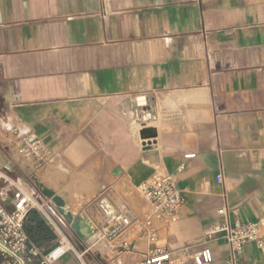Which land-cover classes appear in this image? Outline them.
I'll list each match as a JSON object with an SVG mask.
<instances>
[{
    "label": "crops",
    "instance_id": "1",
    "mask_svg": "<svg viewBox=\"0 0 264 264\" xmlns=\"http://www.w3.org/2000/svg\"><path fill=\"white\" fill-rule=\"evenodd\" d=\"M12 129L43 141L42 170L2 143ZM0 169L37 189L62 231L35 181L89 226L101 196L131 211L138 222L117 241L130 248L109 249L107 264L153 250L192 264L204 248L222 264L228 246L208 229L264 220V0H0ZM154 174L173 177L180 206L175 221L153 222L150 245L139 221ZM30 211L55 235L43 255L58 235ZM68 255L55 264L104 258ZM239 264L264 254L247 244Z\"/></svg>",
    "mask_w": 264,
    "mask_h": 264
},
{
    "label": "built area",
    "instance_id": "2",
    "mask_svg": "<svg viewBox=\"0 0 264 264\" xmlns=\"http://www.w3.org/2000/svg\"><path fill=\"white\" fill-rule=\"evenodd\" d=\"M2 143L12 146L20 159L31 163L33 171L44 168L47 159L46 147L41 139L20 136L12 129L5 135ZM141 190L150 208L139 223L143 227V238L150 245H154L157 237L153 222L175 221L180 206V194L173 177L165 174L152 175L142 184ZM95 206L99 219L90 221L92 232L90 238L93 237L97 243L105 242V247L110 250L128 251L129 244L122 242L117 245V241L134 223L138 222L135 215L126 207L114 205L104 196L96 200ZM30 210L43 214L58 235L56 245L43 255L36 248L29 246L24 231V220ZM51 211L47 202L40 203L33 197L26 179L12 178L5 170L0 169V264H55L70 252H74L69 237L52 221L48 213ZM218 213L223 215L225 211L220 209ZM61 219L63 223L64 220ZM206 238L208 241L217 238L225 241L228 246V256L222 264H239L243 248L247 244H254L264 254V220L233 223L225 221L215 224L208 229ZM87 241L82 243L86 244ZM84 247L87 246L84 245L81 249L83 250ZM190 258L192 264L212 262L208 248L192 253ZM133 264H174V260L166 251L153 250L145 258Z\"/></svg>",
    "mask_w": 264,
    "mask_h": 264
},
{
    "label": "rangeland",
    "instance_id": "3",
    "mask_svg": "<svg viewBox=\"0 0 264 264\" xmlns=\"http://www.w3.org/2000/svg\"><path fill=\"white\" fill-rule=\"evenodd\" d=\"M32 187H33L32 185L29 186V191L34 192L33 197L36 198V196L39 195L38 194L39 192L37 189H36V192L33 191ZM82 204H83L82 201H80L77 204V207L75 208V210H72L71 212L76 213L81 208ZM70 214H72V213H70ZM72 215L74 216V214H72ZM62 226H63V230H64L63 232L68 235L71 246L74 250V252L72 251L69 253V255L67 256L68 259H76V257H75V253H76V255L79 257V260L81 262L87 263L89 261L91 263H95L96 260L94 258L95 257L94 255L97 253V251H100L101 255L104 256L106 254V252L109 250L108 248L105 247V242L97 243L94 239L92 244H89V245L86 244L87 247H84V249L81 251L80 250L81 242L78 241V239L72 233V231L69 229V226L67 225V223L65 221L63 222ZM98 264H107L106 263V256H104V258L101 259V263H98Z\"/></svg>",
    "mask_w": 264,
    "mask_h": 264
},
{
    "label": "trees",
    "instance_id": "4",
    "mask_svg": "<svg viewBox=\"0 0 264 264\" xmlns=\"http://www.w3.org/2000/svg\"><path fill=\"white\" fill-rule=\"evenodd\" d=\"M24 231L29 240V246L42 249L55 239L52 231L43 223L40 217L33 211L26 214Z\"/></svg>",
    "mask_w": 264,
    "mask_h": 264
},
{
    "label": "water",
    "instance_id": "5",
    "mask_svg": "<svg viewBox=\"0 0 264 264\" xmlns=\"http://www.w3.org/2000/svg\"><path fill=\"white\" fill-rule=\"evenodd\" d=\"M48 198L51 200L63 220L67 223L70 230L80 239L81 242H86L91 237L92 232L85 218L81 215L75 217L67 212L65 209V203L60 197L52 195Z\"/></svg>",
    "mask_w": 264,
    "mask_h": 264
},
{
    "label": "bare ground",
    "instance_id": "6",
    "mask_svg": "<svg viewBox=\"0 0 264 264\" xmlns=\"http://www.w3.org/2000/svg\"><path fill=\"white\" fill-rule=\"evenodd\" d=\"M138 102H139V105H143V104H144V100H143V99H139ZM35 183H36V185L38 186L39 191L42 192L43 194H45L46 196L51 197L52 195H56V196H58V197H60V198L62 199V197H61L60 195L54 194L53 192H51V191L45 189L44 187H42L41 185H39V184L37 183V181H35ZM65 209H66L67 212H69L68 209H67V207H66V205H65ZM89 239L91 240V244H92L94 238L92 237V238H89ZM89 239H88V240H89ZM87 242H88V241H87ZM69 246H70V245H69Z\"/></svg>",
    "mask_w": 264,
    "mask_h": 264
}]
</instances>
